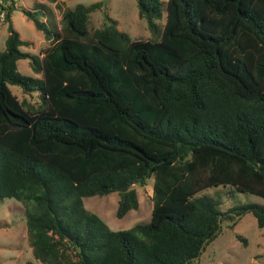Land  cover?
Listing matches in <instances>:
<instances>
[{
	"label": "trees",
	"instance_id": "trees-1",
	"mask_svg": "<svg viewBox=\"0 0 264 264\" xmlns=\"http://www.w3.org/2000/svg\"><path fill=\"white\" fill-rule=\"evenodd\" d=\"M98 5L65 9L57 28L22 7L47 44L21 50L9 24L0 50V198L25 205L35 258L190 264L223 219L250 210L264 227L263 202L220 207L222 189L264 198V0H167L164 13L137 0L148 39L90 27ZM22 57L38 76L19 71ZM151 176L146 222L112 229L83 203L117 191L122 217Z\"/></svg>",
	"mask_w": 264,
	"mask_h": 264
},
{
	"label": "rangeland",
	"instance_id": "rangeland-1",
	"mask_svg": "<svg viewBox=\"0 0 264 264\" xmlns=\"http://www.w3.org/2000/svg\"><path fill=\"white\" fill-rule=\"evenodd\" d=\"M10 12V19L0 24V50L5 47L8 35V25L19 32L25 43L20 45L23 51L37 53L47 44L41 30L22 11V7L37 10V15L45 20L52 28L60 26L61 14L65 9L74 7L77 3L85 6L99 3L89 13V26L100 27L114 21L117 28L125 32L130 38H155L148 26L147 19L139 15L137 0H14ZM167 0H161L163 13ZM164 16V15H163ZM161 27L163 18L156 20ZM17 68L28 75H36L29 58L17 60ZM10 87L19 98H27L36 106V93L24 94L18 85ZM153 177L147 178L143 184L136 183L139 205L129 209L122 217L116 216L119 194L111 191L105 194H95L83 197L85 207L97 213L112 229L128 228L137 222L150 219L152 209ZM208 192H212L209 189ZM223 202L222 209L232 204L246 201L263 202L264 198L250 192H235L230 195L227 189L220 191ZM230 219L221 221L218 234L209 241L199 256L190 264H264V227L257 224V219L250 210L240 214L234 226H229ZM0 264H45L33 255L29 244L26 226L25 205L13 197L0 198Z\"/></svg>",
	"mask_w": 264,
	"mask_h": 264
},
{
	"label": "built area",
	"instance_id": "built-area-1",
	"mask_svg": "<svg viewBox=\"0 0 264 264\" xmlns=\"http://www.w3.org/2000/svg\"><path fill=\"white\" fill-rule=\"evenodd\" d=\"M14 3V0H0V24L6 22L8 7Z\"/></svg>",
	"mask_w": 264,
	"mask_h": 264
}]
</instances>
